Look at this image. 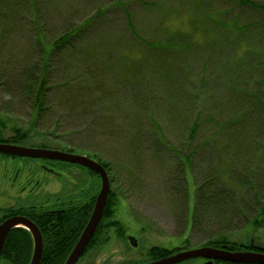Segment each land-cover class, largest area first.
I'll return each instance as SVG.
<instances>
[{
	"label": "rangeland",
	"instance_id": "374dc122",
	"mask_svg": "<svg viewBox=\"0 0 264 264\" xmlns=\"http://www.w3.org/2000/svg\"><path fill=\"white\" fill-rule=\"evenodd\" d=\"M245 2L0 0L5 134L19 130L29 145L74 149L106 164L110 192L118 200L116 219L137 234L139 248L131 250L105 226L99 244L76 264H141L152 247L196 249L219 234L249 247L264 246V221L255 230L243 222L205 217L197 229L187 226L194 189L205 184L227 189V183H235L220 174L227 171L226 159H236L225 155L232 133L225 123L235 111L229 94L262 95L252 84L264 79V0ZM61 37L63 45L45 62ZM234 65L242 70L238 79L228 75ZM41 74L45 83L37 117L33 95ZM243 159L253 163L256 158ZM258 159L263 166L264 157ZM54 164L67 190L80 178L82 188L100 189L87 170ZM25 170L19 171L13 192L21 198L34 195L29 189L38 180L32 170L28 184ZM50 177L51 191L58 190V177ZM185 188L190 198L184 210Z\"/></svg>",
	"mask_w": 264,
	"mask_h": 264
},
{
	"label": "trees",
	"instance_id": "16d2710c",
	"mask_svg": "<svg viewBox=\"0 0 264 264\" xmlns=\"http://www.w3.org/2000/svg\"><path fill=\"white\" fill-rule=\"evenodd\" d=\"M242 5H244L245 0H238ZM246 4V2H245ZM250 6V5H246ZM257 8V6H256ZM238 27L234 26V30L237 31ZM64 37L59 38L53 43V48L50 50L47 57H45V62L50 55L54 54L57 49H59L64 41ZM252 56H254L253 53ZM240 64V63H239ZM46 65V64H45ZM240 66V65H239ZM243 67V65H242ZM46 68V67H45ZM236 66L234 65V69ZM263 69V67H260ZM239 68L230 74L229 77L239 78L242 70L238 71ZM264 70V69H263ZM247 71V70H246ZM249 74L253 76L252 71L249 70ZM232 75V76H230ZM44 78L43 74L35 78V92L33 95L34 106H36V116H40L42 96L44 92ZM247 84V83H246ZM257 85V87H256ZM256 89L262 90L260 94L247 92H242L241 90H235L239 95L238 97L234 94H229L230 100L235 99V111L229 118V123L226 124V128L230 129V138L226 140V147L230 148L228 153L231 154L233 159L228 163L229 159H226V170H221L220 174L227 177L229 180L234 181V185L227 183V189L220 188L217 189L212 183V185H206L204 187H197L195 189V207L192 213L191 230L200 227L203 222V217L206 220L221 219L229 220L234 223H244V227L250 229L260 228L264 221V163L263 166H258L261 162L258 159L261 156L264 157V79L263 81H257L252 84ZM234 90V89H233ZM243 108L241 111V107ZM249 107V110L245 107ZM5 125L3 124V128ZM14 138L23 141L26 137L21 135L19 130H15ZM39 147L46 148L44 144L39 145ZM225 146H223L224 148ZM236 149L240 155L237 156ZM235 150V151H234ZM66 153H74V149H69L65 151ZM235 154V155H234ZM248 154L256 158L253 163L247 162L244 157ZM105 169L107 165L96 159ZM259 160V161H258ZM264 161V160H263ZM260 164V163H259ZM224 165V166H225ZM94 174L93 172L91 173ZM229 186V187H228ZM186 188L182 191L181 200L184 204L183 209L185 210V205L187 202ZM94 200V199H93ZM118 203L115 195L110 194L107 199L106 206L104 207L103 217L99 223L97 233L100 232L105 226H117L120 228V236H123L125 228L120 220L116 219V205ZM257 205V209L255 207ZM255 207V208H254ZM204 208V210H202ZM89 212L91 208L87 209ZM203 211V213H202ZM256 211V212H255ZM224 212V213H223ZM89 213L83 214V224L81 228L85 225ZM250 217V219H249ZM67 230V228H65ZM187 240H185L183 246L187 245ZM204 247H212L216 249H222L229 252H240V251H255L259 253H264V246L251 245L250 247L244 243H239L237 241H232L226 235L219 234L215 238L207 239ZM32 247L30 245V240L28 233L24 230L10 231L7 234L5 243L3 244L0 261L6 264H29L32 254ZM72 251L71 248H45L43 250V257L40 264H64L66 258ZM178 249L169 250L164 247H152L147 252V257L150 260H160L166 258ZM181 251V250H180ZM218 263V262H216Z\"/></svg>",
	"mask_w": 264,
	"mask_h": 264
},
{
	"label": "flooded vegetation",
	"instance_id": "af4514ba",
	"mask_svg": "<svg viewBox=\"0 0 264 264\" xmlns=\"http://www.w3.org/2000/svg\"><path fill=\"white\" fill-rule=\"evenodd\" d=\"M6 131L7 129L3 128L2 120H0V144L42 149V147H38V145L34 146V145L27 144L26 138L23 141H19V139L14 138L13 135H6L5 134ZM62 151L65 152V150H62ZM21 159H27V160H32V161L21 162L20 161ZM33 160L34 158L18 157V156H12L8 154L0 153V225L14 218H22L26 220L27 222H29L30 224H32L36 228L40 236V241H41V246H42V252H41V257H40V262H41L42 257H43V250L45 248L62 247V248L73 249L86 223L88 222L90 218V215L93 211V207L95 204V199L98 195L99 190L97 187L94 188L93 185H91L89 188H86V189L82 188L81 178L80 179L74 178L75 180H77V182L68 183L67 185H69L70 188L67 190V186H65V182H62L61 177H59L62 174V172L61 171L59 172V170H57L56 167L54 166L55 165L54 162H62V161L40 159L39 162H36ZM183 163H184V166H187V163L186 164L185 162ZM75 165L76 164H74V166ZM76 166H79L87 170L90 173V175H92L91 173L93 171H91L90 169L85 168L80 165H76ZM24 168H26V170L23 171V173L26 172L25 174L27 176L26 180L28 184L31 182V179H29V173L32 170L34 171L33 173H30V174H32V176H38V180L34 183V185L32 183L33 188L29 189L28 194L33 193L34 195L31 197L29 195V197L21 198L22 197L21 195L19 197L18 195H14L13 192H15V185L18 180V176L20 174L19 171ZM105 170L107 172V169ZM93 173L94 174L92 176H95L97 180L100 181L99 176L95 172ZM50 176L58 177L56 178V180H54L56 182V185L57 184L59 185L58 190L51 191V186H50L51 177ZM109 183H110V180H109ZM26 188H27L26 186L22 187L20 191L23 192L26 190ZM90 191H91V194L89 195L88 192ZM84 193H86V198L83 200ZM110 194L111 192H109L108 196ZM188 195H189V192H188ZM108 196H107V199H108ZM192 197H193V203L195 207V201H194L195 196H192ZM189 198H188V201H189ZM106 203H107V200H106ZM194 207L192 208V212L194 210ZM89 208H91L90 212L87 210ZM85 213L86 214L89 213V215L85 222V225L83 226V228H81L83 224V214ZM189 223L191 226L190 220L189 222L187 221V226H189ZM65 228H67V230H65ZM19 229L24 230L26 233H28L30 245L33 249L35 245V238L29 229L23 226L22 227L15 226V227H12L8 231V233L10 231H15ZM97 229L94 235L92 236L90 242L88 243L84 254L80 257V259L84 257V255L87 253L89 249H92L99 244V238L101 235V231L97 233ZM107 229L108 230L111 229L113 231L114 238L118 242L119 241L125 242V244L131 248V250H135L139 248V243H138L139 241L137 238V234H133V233L131 234L125 228L123 232V236H120L119 227L109 226ZM6 237H5V240H6ZM128 237H133L137 241L138 246L136 248H132L130 246L127 240ZM31 257H32V254H31ZM194 260H197V259H192L188 261H194ZM153 261H157V260L148 259L146 262H143L141 264H147ZM188 261H185V262H188ZM205 262L207 261L203 260L202 264H204ZM216 262L217 261H213L212 264H220V262L218 263ZM183 263H180V264H183Z\"/></svg>",
	"mask_w": 264,
	"mask_h": 264
},
{
	"label": "water",
	"instance_id": "95a60500",
	"mask_svg": "<svg viewBox=\"0 0 264 264\" xmlns=\"http://www.w3.org/2000/svg\"><path fill=\"white\" fill-rule=\"evenodd\" d=\"M0 153L18 157L47 159L76 164L90 169L99 176L101 184L98 195L95 199L93 211L77 243L64 262V264H76L80 257L84 254L88 243L100 223L104 207L106 205L107 196L110 192L109 178L105 168L98 162L93 161L88 157L57 150L0 144ZM18 225H22L32 232V235L35 238V245L29 264H39L42 252L39 233L32 224L22 218H14L0 225V257L3 243L8 231L12 227ZM127 240L132 248H136L138 246L137 241L133 237H128ZM192 259L206 260L207 262L204 264H212L213 261L220 262V264H264V253L255 251L229 252L212 247H200L180 251L161 260L153 261L147 264H180Z\"/></svg>",
	"mask_w": 264,
	"mask_h": 264
},
{
	"label": "bare ground",
	"instance_id": "6f19581e",
	"mask_svg": "<svg viewBox=\"0 0 264 264\" xmlns=\"http://www.w3.org/2000/svg\"><path fill=\"white\" fill-rule=\"evenodd\" d=\"M19 227H22V225H18Z\"/></svg>",
	"mask_w": 264,
	"mask_h": 264
}]
</instances>
